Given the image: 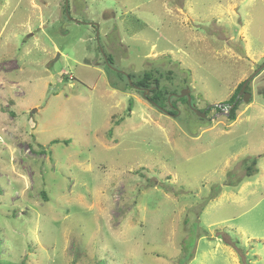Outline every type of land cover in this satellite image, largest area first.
I'll use <instances>...</instances> for the list:
<instances>
[{
  "label": "rangeland",
  "instance_id": "rangeland-1",
  "mask_svg": "<svg viewBox=\"0 0 264 264\" xmlns=\"http://www.w3.org/2000/svg\"><path fill=\"white\" fill-rule=\"evenodd\" d=\"M263 63L264 0H0V264H264Z\"/></svg>",
  "mask_w": 264,
  "mask_h": 264
},
{
  "label": "trees",
  "instance_id": "trees-1",
  "mask_svg": "<svg viewBox=\"0 0 264 264\" xmlns=\"http://www.w3.org/2000/svg\"><path fill=\"white\" fill-rule=\"evenodd\" d=\"M64 12H65V8H64ZM107 58L109 60V57H107ZM119 74L123 77L124 86L126 88H131V87H134V85H136V86L143 88V89H149V94L145 97H147L150 101H153L156 105H158V106H160V107H162L168 111H172L173 113L175 112V110H172V107L170 105L174 106L177 98H175V96L172 95L170 90H168L164 85H161L159 83V79L154 75L153 71L145 70L138 77H136V78L134 77L135 79H132L130 73L127 74L128 77L130 79H132L131 80L132 84H129L127 76H124L120 72H119ZM242 83L243 82H240L237 85V87H236L234 93L231 95V97L223 103L224 108H229L230 105L234 104L231 108L228 109V112H227V118H229L231 120H234L235 116H236V109H237L238 103H239V100L236 98V95H237L238 91L240 90ZM247 87H248V85H247ZM247 87H246V90H247ZM169 95H171V97L168 100L167 96H169ZM185 102L187 103V101H185ZM128 107L130 110V106H128ZM216 109L220 110L222 108L216 107ZM58 141L59 140H56V139L53 140V142H58ZM63 141L67 142V140H63ZM254 164H255V160L252 161L251 165H254ZM251 173H252V171L250 170V167H248L247 171H246V176L247 177L251 176ZM19 264H23V263L21 262Z\"/></svg>",
  "mask_w": 264,
  "mask_h": 264
},
{
  "label": "water",
  "instance_id": "water-1",
  "mask_svg": "<svg viewBox=\"0 0 264 264\" xmlns=\"http://www.w3.org/2000/svg\"><path fill=\"white\" fill-rule=\"evenodd\" d=\"M64 8H65V14H66V16H68V0H64ZM89 24L94 25L96 27V29H98L97 23L91 22ZM97 40H99V38H98V30H97ZM100 49H101V47H100ZM101 53L104 54V52L102 51V49H101ZM104 58H105V60H107V57L105 56V54H104ZM262 68H264V63L259 68H257L251 74V76H249V78H247L246 80H244V82L242 83L241 88L239 90V95H243L242 96V101H248L249 100L250 94L249 93H246V91H245L246 85L248 84V82H249L250 79H252L260 70H262ZM126 76L128 78L129 84H132L131 83V79L128 77L127 74H126ZM134 88L137 89L139 87L136 86V85H134ZM141 89L143 90V96H147V94L149 92V89H143V88H141ZM172 95H174L175 97H184L185 96L187 98V102H188V105L191 108V110L193 112H195L201 118H205L206 117L205 111H200L199 109H197L194 106V104L191 103V94H190V88H189V86H186L185 89L181 90V92H179L177 94H172ZM170 97H171V95L168 96V100L170 99ZM151 103L159 108V106L156 105L153 101H151ZM233 105L234 104L230 105L229 108H231ZM170 106L172 107V105H170ZM210 106L211 105H208L207 108L210 107ZM212 106L220 107L222 109L224 108L222 102L221 103L212 104ZM163 110L166 111L165 109H163ZM33 111H36V109H34ZM226 112H227V108H226Z\"/></svg>",
  "mask_w": 264,
  "mask_h": 264
},
{
  "label": "flooded vegetation",
  "instance_id": "flooded-vegetation-1",
  "mask_svg": "<svg viewBox=\"0 0 264 264\" xmlns=\"http://www.w3.org/2000/svg\"><path fill=\"white\" fill-rule=\"evenodd\" d=\"M91 26L95 27L94 25H91ZM108 61H109V60H108V58H107V60H105V62H106L107 64H109ZM259 72H260V71H259ZM259 72H258V73H259ZM258 73H257V74H258ZM251 80H252V79H251ZM243 82H244V81H243ZM248 84H249V82H248ZM248 84H247V85H248ZM247 85H246V87H247ZM235 89H236V88H235ZM138 90L141 91L142 94H143V90H142L140 87L138 88ZM245 90H246V88H245ZM234 91H235V90H234ZM233 93H234V92H233ZM148 94H149V92H148ZM148 94H147V95H148ZM242 96H243V95H239V91H238V93H237V95H236V98L239 100V102L242 100ZM184 97H185V96H184ZM144 98L147 99L149 102H151L147 97L144 96ZM185 98H186V97H185ZM186 101H187V98H186ZM191 103H192V99H191ZM192 104H193V103H192ZM186 105H187L188 109L191 110V108H190L189 105H188V102L186 103ZM159 109L162 110L163 112H165V113H166L167 115H169V116H175V115L177 114V111H179V110L176 109V106H175V105L172 107V110H175L174 113H173L172 111H168V110H167L168 112H166V111L163 110L164 108H163V109L159 108ZM215 109H216V107H215ZM223 109H224V108H223ZM216 110H217V109H216ZM218 110H219V109H218ZM220 110H221V109H220ZM191 111H192V110H191ZM201 111H205V114L207 115L209 109H208V111H207V108H202ZM227 112H228V108H227ZM206 118H208V117L206 116L205 119H206Z\"/></svg>",
  "mask_w": 264,
  "mask_h": 264
}]
</instances>
